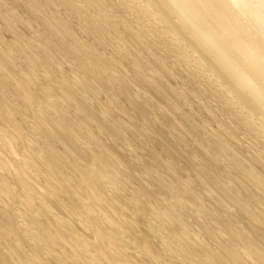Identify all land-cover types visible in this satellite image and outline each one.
<instances>
[{
	"label": "bare ground",
	"instance_id": "obj_1",
	"mask_svg": "<svg viewBox=\"0 0 264 264\" xmlns=\"http://www.w3.org/2000/svg\"><path fill=\"white\" fill-rule=\"evenodd\" d=\"M22 1L0 3V264H264V0ZM180 196L212 247L161 242L148 215L185 233Z\"/></svg>",
	"mask_w": 264,
	"mask_h": 264
},
{
	"label": "rangeland",
	"instance_id": "obj_2",
	"mask_svg": "<svg viewBox=\"0 0 264 264\" xmlns=\"http://www.w3.org/2000/svg\"><path fill=\"white\" fill-rule=\"evenodd\" d=\"M4 0H0V3H2V4H5V2H3ZM23 1H25V0H23ZM22 1V2H23ZM136 2H138V1H136ZM106 6H107V8L109 9V10H111V7H110V5H112L113 4V1L112 0H107L106 2ZM2 4H0V7H1V5ZM71 4L73 5V6H79L80 5V3L79 2H77V1H75V0H71ZM136 6H138L142 11L140 12L141 14H143V12L144 13H147V15H148V17H147V19H148V22H149V24H150V14L148 13V10H146L145 8H142V7H140L138 4H136ZM15 11H16V13H17V15H18V17H20V19H24V15L22 14V12L21 11H19L17 8H13ZM113 11V10H112ZM1 12V11H0ZM66 13H67V15H68V11H65ZM114 13L116 12L115 10L113 11ZM0 15H2V12L0 13ZM118 15V14H117ZM53 17L55 18L54 20L55 21H57L58 19V17H60V16H58L57 18L55 17V15H53ZM57 19V20H56ZM24 21V20H23ZM60 21H61V19H60ZM84 22V21H83ZM134 22H136V19H135V21ZM85 23V22H84ZM124 25V24H123ZM14 27V30H13V32L11 33V34H15L14 36H12V35H10V37L12 38H14V37H18V38H20V36L19 35H17V34H19L20 32H19V29L18 28H16L15 26H13ZM38 28V27H37ZM36 27H34L33 26V29H37ZM21 30V29H20ZM149 31H151L152 30V28L150 27V29H148ZM16 31V32H15ZM19 32V33H18ZM80 42H83V41H80ZM55 51V50H54ZM45 59V58H44ZM181 60V59H180ZM182 62L179 64L178 63V67H176V79L177 80H179L180 81V84L178 85V86H176L175 87V89L176 90H179V91H182L183 93L185 92V94L186 95H188V93H189V91H190V94H191V92L193 93V91L189 88V87H186V86H184V85H186V82L185 81H187V72L189 73V72H192V71H189V70H191V68H194V62H192V59L190 58V57H188L187 56V58L184 60H181ZM184 61V62H183ZM51 64H53V65H55V66H58L59 64H57V62L55 61V60H53V61H51ZM115 65V64H114ZM183 67H182V66ZM61 67V66H60ZM66 66L64 65V66H62L61 67V69H64ZM109 68V67H108ZM170 68H172L171 66H170ZM184 68V69H183ZM186 68H187V70H186ZM110 70H112V68L110 67L109 68ZM195 69V68H194ZM181 71L182 72V70H184V72H182V73H179L178 74V71ZM173 71H174V73H175V69L173 70V68L172 69H170V72H172L173 73ZM179 71V72H180ZM22 72L23 73H28L29 72V68L27 67V65L26 64H24L23 65V70H22ZM110 72V71H109ZM186 72V73H185ZM110 73H115L114 71H111ZM180 75V76H179ZM181 76H186L185 78L184 77H182V79L180 80V78H181ZM198 76H199V74H198ZM132 77V76H131ZM178 77V78H177ZM184 78V79H183ZM182 80H185V81H182ZM134 81H136V82H134ZM133 82L134 83H136V84H133V87L135 88V87H137V91H138V88H140V86H138V85H140L139 83H138V81L137 80H133ZM132 82V83H133ZM182 83V84H181ZM184 83V84H183ZM135 85V86H134ZM182 86V87H181ZM187 89H186V88ZM183 89V90H182ZM140 90V89H139ZM185 90H187V91H185ZM141 91H139V93H140ZM141 93H143V91L141 92ZM142 96L144 95V94H141ZM216 100H217V98H216ZM217 101H219V103H218V105H220L221 103L220 102H222V99H221V96L219 97V99L217 100ZM190 103V102H189ZM186 107H188L190 110L191 109H193V107L191 106V103H190V105L189 104H187L186 103ZM189 105V106H188ZM157 108H160V107H157ZM214 109H215V107H213ZM217 109V108H216ZM205 110H206V112H207V108H205ZM216 112V111H215ZM123 117H117L116 118V122L118 123V125H119V128L122 130V128L124 127V126H130V122H129V119H124ZM110 120V119H109ZM108 120V121H109ZM121 120H123V121H121ZM128 120V121H127ZM124 123V124H123ZM209 128H213V127H211V126H209ZM214 129V128H213ZM108 137V136H107ZM106 137V138H107ZM109 139V138H108ZM110 139H111V137H110ZM127 142V141H126ZM206 142H207V140H206ZM194 157V156H193ZM192 157V158H193ZM197 159V162L199 161V162H203V163H201V164H205V166H207V164L206 163H204V160H201V158H199V157H197L196 158ZM170 171L171 172H173V169L171 168L170 169ZM170 176H171V178H169V177H167V176H165V178H166V180H164L163 178H160V180L161 181H163V183L164 184H167V183H170V182H174V176H173V174L171 173L170 174ZM175 180H177L176 178H175ZM129 180H126V182L127 183H129L128 182ZM145 181V180H144ZM129 184H132L131 182L129 183ZM172 184H175V183H172ZM202 191V193H200ZM199 192V193H198ZM197 193H198V196L199 197H201V198H203V199H206V198H204V197H207V198H209V199H211V200H214L213 198V196H209V193H207L206 191H204V190H199V191H197ZM204 193V194H203ZM208 194V196H207V194ZM206 194V195H205ZM205 195V196H204ZM214 196L215 197H218V194L216 193V192H214ZM174 198H175V196H174ZM209 199H207L206 200V202H207V205L210 203V200ZM176 203L177 204H179L180 206H181V208H182V210L183 211H185V214H183L182 216H180V219H181V221L183 222V223H185V224H187L188 226H189V230L188 231H186L185 230V233H182V232H184V230H180L176 235H171V234H169L168 232H167V235H165L166 233H165V231L163 232V229L161 230V223H163L164 224V222H163V220H156L155 219V217L152 215V213L151 214H149L148 215V219L150 220V222H152L153 224H155V228L157 229H155L156 230V233L157 234H161L160 235V237L161 238H163L162 240H161V242L163 241L164 243H167V244H169L170 246H172V247H174V248H178L179 250H181L182 249V246L180 245V243H179V240H180V235H182L186 240H189V242H193L194 240H195V238L197 239V240H200L201 242H203V243H206L205 245L207 246V243H209V245L212 247V245L210 244V242H208V240L206 241V239H204V237L200 234V232L199 231H197L198 230V228H197V223H196V221L197 220H200L199 222L200 223H202V222H204V223H209V219L207 218V216H204V215H206V213L204 212V209H206L204 206H203V208H202V210L201 209H199L198 207H197V204L194 202V201H191V200H187V199H185L184 197H182V196H180V197H177L176 198ZM119 207H122V206H119ZM231 208V207H230ZM227 208L229 211H231V212H233L234 211V209L233 208ZM187 211H188V214H187ZM206 211V210H205ZM205 213V214H204ZM112 214H114V215H112V216H114L115 218H117L119 215H120V212L119 211H116L115 213H112ZM201 215H203V217H205V218H202V217H200ZM235 215H237V211H235ZM199 216V217H198ZM200 218V219H199ZM201 218H202V220H201ZM161 221V223H159ZM206 221V222H205ZM210 223H211V221H210ZM157 226V227H156ZM159 226V227H158ZM241 226H242V223H241ZM159 228V229H158ZM160 232H159V231ZM161 232H163V233H161ZM215 232L218 234V235H220L219 237H222V234H221V232H220V230H219V228L217 229V230H215ZM220 233V234H219ZM164 234V235H163ZM120 236H121V234H119ZM188 237V238H187ZM190 238L192 239V241H190ZM202 239H204L205 241H203ZM164 245V244H163ZM107 248V247H106ZM107 249H110V248H107ZM110 252H114V250H112L111 249V251ZM115 253V252H114ZM246 257V256H245ZM163 259H165V261H163V263H166V264H171L170 263V261H172L173 259H170V258H163ZM176 259V258H175ZM246 259H247V257H246Z\"/></svg>",
	"mask_w": 264,
	"mask_h": 264
}]
</instances>
